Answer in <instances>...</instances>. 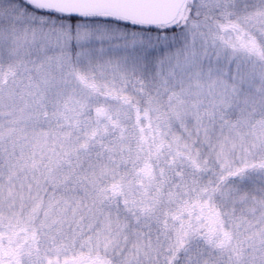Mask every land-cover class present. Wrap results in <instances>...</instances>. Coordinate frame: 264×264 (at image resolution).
<instances>
[{
  "label": "snow or ice",
  "instance_id": "snow-or-ice-1",
  "mask_svg": "<svg viewBox=\"0 0 264 264\" xmlns=\"http://www.w3.org/2000/svg\"><path fill=\"white\" fill-rule=\"evenodd\" d=\"M0 264H264V0H0Z\"/></svg>",
  "mask_w": 264,
  "mask_h": 264
}]
</instances>
